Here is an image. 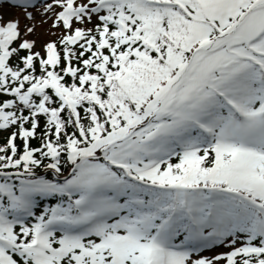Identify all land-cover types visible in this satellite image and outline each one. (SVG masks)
<instances>
[{
	"label": "snow or ice",
	"instance_id": "1",
	"mask_svg": "<svg viewBox=\"0 0 264 264\" xmlns=\"http://www.w3.org/2000/svg\"><path fill=\"white\" fill-rule=\"evenodd\" d=\"M54 7L0 23V264H264V0Z\"/></svg>",
	"mask_w": 264,
	"mask_h": 264
},
{
	"label": "rangeland",
	"instance_id": "2",
	"mask_svg": "<svg viewBox=\"0 0 264 264\" xmlns=\"http://www.w3.org/2000/svg\"><path fill=\"white\" fill-rule=\"evenodd\" d=\"M53 0H39L38 7L28 8L24 10L19 7H14L9 4L0 3V18L4 22L14 19L18 22L19 29L24 39L36 41V48L42 49L46 43L52 42V33L56 31H63L62 27H54L56 20V13L60 11L59 7H54L53 11L49 12L46 9V4L52 3ZM32 13V19L27 18V13ZM16 17V19H15ZM13 20V21H14ZM28 27L34 28L33 33H27ZM227 251V249H215L212 251H205L202 255L211 256L214 252Z\"/></svg>",
	"mask_w": 264,
	"mask_h": 264
},
{
	"label": "trees",
	"instance_id": "3",
	"mask_svg": "<svg viewBox=\"0 0 264 264\" xmlns=\"http://www.w3.org/2000/svg\"><path fill=\"white\" fill-rule=\"evenodd\" d=\"M15 19H16V17H15ZM12 21L14 20V19H11ZM7 22V21H6ZM6 22H4L3 21V19H1L0 18V23H6ZM13 22H15V20L13 21ZM90 26V25H89ZM60 28L62 27V25H60L59 26ZM66 34V30L64 29L63 31H56V32H53L52 33V42H59V40L62 38V36L63 35H65ZM36 51H41L42 49H35ZM23 54V53H22ZM6 135V134H5ZM5 137L4 136H0V143H2L3 142V139H4ZM32 143H33V146H38V141L37 140H34V141H32Z\"/></svg>",
	"mask_w": 264,
	"mask_h": 264
}]
</instances>
